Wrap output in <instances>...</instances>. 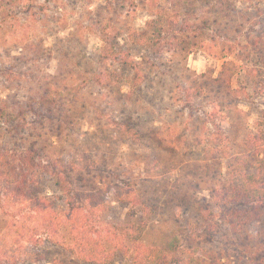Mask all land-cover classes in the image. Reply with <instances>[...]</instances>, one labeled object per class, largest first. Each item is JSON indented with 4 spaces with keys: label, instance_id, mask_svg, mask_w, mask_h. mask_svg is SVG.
I'll list each match as a JSON object with an SVG mask.
<instances>
[{
    "label": "rangeland",
    "instance_id": "1",
    "mask_svg": "<svg viewBox=\"0 0 264 264\" xmlns=\"http://www.w3.org/2000/svg\"><path fill=\"white\" fill-rule=\"evenodd\" d=\"M160 6L175 19L172 29L185 32L147 47L133 30L144 29ZM179 41L194 43L193 51L174 52ZM119 49L138 61L137 81L112 62ZM99 65L116 66L128 80L97 85ZM28 104L35 113L23 118ZM0 107L16 116L0 129V146L46 150L61 131L55 145L66 159L83 166L89 153L96 161L70 181L76 190L111 186L109 210L93 221L97 238L121 237L131 214H143L145 244L177 236L172 251L264 264V248L257 252L264 218L247 245L223 222L215 232L203 220L206 209L217 211L211 189L224 175V155L243 151L247 133L264 137V0H0ZM125 122L138 138L121 133ZM58 181L46 177L42 188L61 208ZM120 183L137 189L139 205L117 200ZM6 220L0 212V228ZM29 249L35 258L20 264H93L51 242ZM118 254L110 264L133 263L134 251Z\"/></svg>",
    "mask_w": 264,
    "mask_h": 264
},
{
    "label": "trees",
    "instance_id": "2",
    "mask_svg": "<svg viewBox=\"0 0 264 264\" xmlns=\"http://www.w3.org/2000/svg\"><path fill=\"white\" fill-rule=\"evenodd\" d=\"M156 10L154 16L146 21L144 29L133 30L136 33L134 36L138 35L141 42L150 44L147 47L163 45L165 42L169 45L171 39H168V35L185 32L182 28L172 29L175 19L168 14L167 8L160 6ZM183 42L174 44V52L184 55L191 53L194 43ZM115 52L112 62L119 63L121 71L133 72L134 82L137 81L139 66L136 58L128 52L123 53L121 49ZM115 68L112 66L107 70L99 65L93 72L94 82L108 88L118 83L124 84L128 79H124ZM27 107L19 110L23 118L28 113H35L32 104ZM13 111L0 107V129H6L8 124L15 121ZM68 115V111L61 108L60 118L66 120ZM214 116H219V113H214ZM222 118L225 119V116ZM65 124L68 126L69 122ZM119 128L126 136H139L130 123H121ZM59 134L54 141H49L46 150H36L31 146H0V212L7 217L0 228V264H20L35 258L29 246L44 242L59 245L80 260L93 264L113 263L118 253L130 251L135 252L132 264H226L222 259L228 257L223 254L213 258L201 253L186 254L183 249L180 250V246L172 251L173 245L178 244L177 236L169 238L166 244H145L143 230L147 228L148 222L144 220L143 214H131L121 237L109 234L97 238L95 234L98 231L93 221L103 218L109 210L106 196L111 186L93 185L84 190L74 189L71 175L95 168L96 161L89 153L81 157L83 166L79 165V159H66L64 149L55 145L62 132ZM224 157V175L218 185L211 189L212 202L217 211L206 209L203 220L207 229L215 232L223 222L232 237L245 241L247 245L251 228L264 218L263 135L260 132L247 133L243 151ZM46 177L58 178L60 190L64 194L63 207H56L55 198L42 188ZM114 186L118 201L134 206L140 204L137 189L130 183ZM261 246L257 252L264 248Z\"/></svg>",
    "mask_w": 264,
    "mask_h": 264
}]
</instances>
